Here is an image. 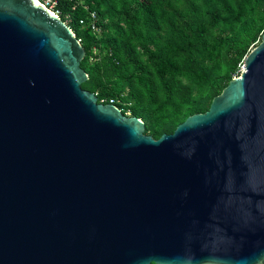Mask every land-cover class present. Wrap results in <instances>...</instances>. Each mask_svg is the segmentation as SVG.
Segmentation results:
<instances>
[{
  "label": "water",
  "instance_id": "1",
  "mask_svg": "<svg viewBox=\"0 0 264 264\" xmlns=\"http://www.w3.org/2000/svg\"><path fill=\"white\" fill-rule=\"evenodd\" d=\"M82 43L0 0V264H264V32L171 133L81 87Z\"/></svg>",
  "mask_w": 264,
  "mask_h": 264
},
{
  "label": "trees",
  "instance_id": "2",
  "mask_svg": "<svg viewBox=\"0 0 264 264\" xmlns=\"http://www.w3.org/2000/svg\"><path fill=\"white\" fill-rule=\"evenodd\" d=\"M56 7L85 49L81 87L142 119L154 138L206 111L264 32V0H57Z\"/></svg>",
  "mask_w": 264,
  "mask_h": 264
},
{
  "label": "built area",
  "instance_id": "3",
  "mask_svg": "<svg viewBox=\"0 0 264 264\" xmlns=\"http://www.w3.org/2000/svg\"><path fill=\"white\" fill-rule=\"evenodd\" d=\"M39 2H41L43 5H45L46 7H48L49 9H51L53 11V13H55L56 15L59 16V13H60V10L59 9H55L57 8L56 7V4H57V0H38ZM90 16H91V19H93V22H92V28L93 29H96V26H95V14L94 12H91L90 13ZM242 69V65L240 66V70ZM99 102H103V100L99 101ZM108 103H112L113 104V100H109Z\"/></svg>",
  "mask_w": 264,
  "mask_h": 264
},
{
  "label": "clouds",
  "instance_id": "4",
  "mask_svg": "<svg viewBox=\"0 0 264 264\" xmlns=\"http://www.w3.org/2000/svg\"><path fill=\"white\" fill-rule=\"evenodd\" d=\"M48 8V7H47ZM51 10V9H50ZM52 11V10H51ZM53 12V11H52ZM241 66V65H240ZM240 70V69H239ZM241 71V70H240Z\"/></svg>",
  "mask_w": 264,
  "mask_h": 264
},
{
  "label": "bare ground",
  "instance_id": "5",
  "mask_svg": "<svg viewBox=\"0 0 264 264\" xmlns=\"http://www.w3.org/2000/svg\"><path fill=\"white\" fill-rule=\"evenodd\" d=\"M49 9V8H48ZM50 10V9H49ZM51 11V10H50Z\"/></svg>",
  "mask_w": 264,
  "mask_h": 264
}]
</instances>
